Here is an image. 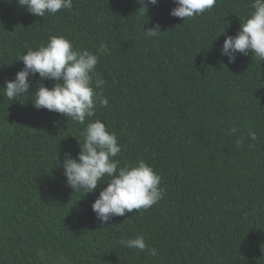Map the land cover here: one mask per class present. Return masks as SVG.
<instances>
[{"label": "trees", "instance_id": "trees-1", "mask_svg": "<svg viewBox=\"0 0 264 264\" xmlns=\"http://www.w3.org/2000/svg\"><path fill=\"white\" fill-rule=\"evenodd\" d=\"M251 3L216 0L183 20L170 15L174 0H73L45 17L0 0V87L51 36L98 55L106 84L96 91L109 105L90 119L117 134L119 166L144 160L163 190L152 207L102 224L91 205L107 185L74 191L60 166L88 121L37 110L35 89L55 83L39 74L17 100L0 89V124L12 129L0 130V264H264V62L220 53ZM157 23L159 36L145 38ZM137 235L155 255L120 243Z\"/></svg>", "mask_w": 264, "mask_h": 264}, {"label": "clouds", "instance_id": "clouds-1", "mask_svg": "<svg viewBox=\"0 0 264 264\" xmlns=\"http://www.w3.org/2000/svg\"><path fill=\"white\" fill-rule=\"evenodd\" d=\"M34 16L45 17L46 14H56L60 10H71L73 0H16ZM147 4L157 5L159 0H138ZM175 7L170 15L177 18L191 19L211 10L216 0H174ZM142 6V7H143ZM252 11L241 23L240 30L234 36L226 35L220 49L222 56L234 63L238 54H255L260 62H264V0H252ZM162 31L159 23L144 28L145 38H156ZM225 31L221 32L224 33ZM220 33V34H221ZM105 53V47L100 50ZM18 60L23 62L14 79L6 80L4 95L12 101L29 94L30 77L39 74V80H52L51 88L40 84L35 89L33 106L62 114L73 121L87 126L84 130L83 144L79 141L80 151L74 158L71 152L64 155L63 175L66 184L74 191L82 190L84 194L93 193L98 185L106 184L92 203V211L102 224H108L114 216H125L127 213L148 209L163 196L159 187L161 176L144 160L135 165L119 166L115 159L122 152L117 134L110 131L100 119H90L96 115L97 104L108 107L109 100L104 97L102 89L106 81L96 72L99 62L98 55L87 49L74 48L72 42L63 36H51L45 45L29 49ZM95 77V87L93 78ZM11 133L8 124H0V130ZM238 128L229 126V134H235ZM252 141L257 139L255 132H250ZM243 143V138L236 140L237 146ZM254 147V144L249 145ZM73 191V192H74ZM129 249H148L143 235L120 242ZM152 255L155 249H148Z\"/></svg>", "mask_w": 264, "mask_h": 264}]
</instances>
